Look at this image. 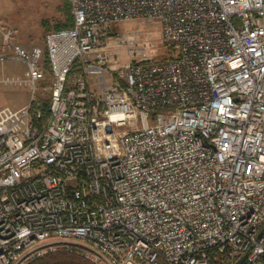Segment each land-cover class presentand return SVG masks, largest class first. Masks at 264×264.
I'll return each mask as SVG.
<instances>
[{
	"label": "built area",
	"instance_id": "1",
	"mask_svg": "<svg viewBox=\"0 0 264 264\" xmlns=\"http://www.w3.org/2000/svg\"><path fill=\"white\" fill-rule=\"evenodd\" d=\"M68 2L1 38L31 97L0 108V264H264V0Z\"/></svg>",
	"mask_w": 264,
	"mask_h": 264
},
{
	"label": "rangeland",
	"instance_id": "2",
	"mask_svg": "<svg viewBox=\"0 0 264 264\" xmlns=\"http://www.w3.org/2000/svg\"><path fill=\"white\" fill-rule=\"evenodd\" d=\"M67 1L0 0V56L2 54L7 55V60L0 61V78H17L23 80L25 73V65L23 63L8 60L11 53L8 47H1L2 35L6 32H11V40L9 43L20 45L25 49H29L33 45L42 47L46 32L70 24L71 12L70 8H67L69 5ZM117 30L120 34L125 33L127 30L128 32L137 30L151 37L158 46V27L154 23L138 22L120 24ZM165 54L164 49L158 46L152 53V56L158 60L163 59ZM46 69L48 70V67L45 68V71H47ZM36 85L41 88L40 86L45 85V83L40 81ZM30 97L31 90L26 84L7 85L0 83V108L7 106L12 109H18L28 104ZM41 98L46 99V95H43ZM59 251L78 256L59 249L48 254Z\"/></svg>",
	"mask_w": 264,
	"mask_h": 264
},
{
	"label": "trees",
	"instance_id": "3",
	"mask_svg": "<svg viewBox=\"0 0 264 264\" xmlns=\"http://www.w3.org/2000/svg\"><path fill=\"white\" fill-rule=\"evenodd\" d=\"M67 8H70L69 5L67 6ZM71 24H72V18H71L70 24H68L67 26L57 27L56 29L69 27L71 26ZM44 61H45V67H48V62L46 58ZM40 101L42 104V110L44 111V113H46V111L48 110V100L41 99ZM43 119H44V116L41 120ZM28 264H90V263L82 259V257H78L75 255H71V254H67V253L59 251L53 254L42 256L38 259L31 261Z\"/></svg>",
	"mask_w": 264,
	"mask_h": 264
},
{
	"label": "water",
	"instance_id": "4",
	"mask_svg": "<svg viewBox=\"0 0 264 264\" xmlns=\"http://www.w3.org/2000/svg\"><path fill=\"white\" fill-rule=\"evenodd\" d=\"M244 257H245V255L242 256V257H241L236 263H234V264H241L242 261L244 260Z\"/></svg>",
	"mask_w": 264,
	"mask_h": 264
}]
</instances>
